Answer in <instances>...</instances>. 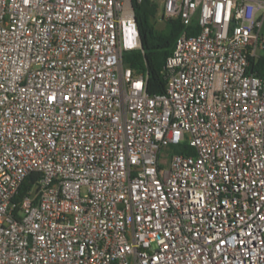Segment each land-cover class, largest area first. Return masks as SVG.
<instances>
[{
    "label": "built area",
    "instance_id": "obj_1",
    "mask_svg": "<svg viewBox=\"0 0 264 264\" xmlns=\"http://www.w3.org/2000/svg\"><path fill=\"white\" fill-rule=\"evenodd\" d=\"M150 1L155 95L130 0H0V264H264V0Z\"/></svg>",
    "mask_w": 264,
    "mask_h": 264
},
{
    "label": "trees",
    "instance_id": "obj_2",
    "mask_svg": "<svg viewBox=\"0 0 264 264\" xmlns=\"http://www.w3.org/2000/svg\"><path fill=\"white\" fill-rule=\"evenodd\" d=\"M139 31L141 42L140 50L124 52L122 63L130 68L134 76L146 77V91L149 95L161 94L165 91V78L163 69L166 59L171 55L175 42L181 32L183 25L179 19L164 22L165 29L157 31L153 20L157 15L158 7L150 0H130ZM193 24L191 29H195ZM264 70V51L256 61H251L249 71L260 76ZM175 151L181 154L191 155L194 150L186 144L174 146ZM38 175L28 176L21 184L15 201L33 185Z\"/></svg>",
    "mask_w": 264,
    "mask_h": 264
},
{
    "label": "rangeland",
    "instance_id": "obj_3",
    "mask_svg": "<svg viewBox=\"0 0 264 264\" xmlns=\"http://www.w3.org/2000/svg\"><path fill=\"white\" fill-rule=\"evenodd\" d=\"M153 24L157 31H163L165 29L164 22L161 20V9H158L157 15L153 20ZM260 36L264 40V22L260 31ZM166 152L169 153V155L177 153V151H175V147H170Z\"/></svg>",
    "mask_w": 264,
    "mask_h": 264
}]
</instances>
